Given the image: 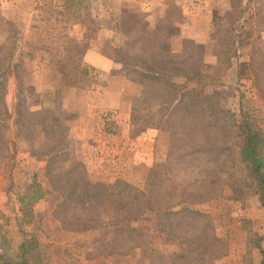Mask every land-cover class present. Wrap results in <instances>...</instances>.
<instances>
[{"label": "rangeland", "instance_id": "1", "mask_svg": "<svg viewBox=\"0 0 264 264\" xmlns=\"http://www.w3.org/2000/svg\"><path fill=\"white\" fill-rule=\"evenodd\" d=\"M35 2L45 17L30 28H24L23 21L17 24L0 13V63L9 57L0 70V75L5 76L4 88H0L4 105L0 103V140L9 142L10 147L9 151L0 149V251L16 255L27 239L38 244L29 253L33 264H176L168 255L182 253L184 249L179 243L167 240L152 210L132 223L147 232L148 249L136 247L125 254L95 256L96 262H87L88 258L98 255L101 243L110 240L112 233L90 230L79 236L63 229L54 215L61 197L51 188L47 165L49 157L54 155L53 168L57 171L68 170L81 162L93 181L113 182L122 178L140 186L153 175L152 168L166 171L173 135L156 127L161 122L160 116L154 113L160 107L156 106V100L148 99L149 94L160 93L154 84L144 86L134 81L126 86L120 80L112 83L127 91L126 100L129 98L131 103L127 114L113 108L92 115L88 110L90 97L80 94L72 103L71 93L75 88L83 92L94 83L101 89L111 84L110 76L98 78V70L84 63L82 51L92 40L110 57L117 55L115 50L122 47L137 57L144 46L154 44L159 36L161 48L167 54L186 56L192 51L189 39L182 40V51L175 49V40L184 22L182 6L171 2L166 12L151 16L139 2L132 0ZM228 5L233 8L216 15L212 37L206 44L199 43L203 46L199 51L204 53V62L215 64L218 53L229 46L234 54L231 67L221 80L204 84L198 91L217 93L222 106L237 116L238 125L231 138L235 142L242 106L254 113L257 123L264 126V97L257 84L259 81L264 85V0H228ZM236 18L238 21L234 24ZM184 46L188 48L186 53ZM37 61L42 66L38 67ZM117 72L126 76L123 64L112 70V74ZM171 78L184 88L196 85L187 78ZM119 116L126 119V132L134 138L149 132L150 128L159 129L149 144L136 140L133 145L145 148V158L135 157L136 150L133 153L126 150L121 158L105 151L103 156L107 158L101 165L91 166L76 156L75 149L81 143L79 136L85 132L81 124L95 122L101 128L100 134H114L121 131ZM230 123L233 128L232 119ZM93 149L101 155L99 148ZM34 180L46 194L32 205L27 204L26 197L23 203L21 197L26 196L28 185ZM153 181L156 191H166L180 180L161 175ZM222 182L219 195L195 206L211 216L216 233L228 249L227 255L209 264H260L263 256L254 247V241L264 244V212L256 183L248 176L237 153L231 171L222 174ZM74 207L80 215L110 210L89 198L75 202Z\"/></svg>", "mask_w": 264, "mask_h": 264}, {"label": "trees", "instance_id": "2", "mask_svg": "<svg viewBox=\"0 0 264 264\" xmlns=\"http://www.w3.org/2000/svg\"><path fill=\"white\" fill-rule=\"evenodd\" d=\"M237 21L236 18L234 24ZM155 40L154 44L143 47L140 56L133 57L127 48L122 47L115 50L117 55H112V58L123 64L130 80L139 81L144 86L154 84L160 91L158 96L149 94L148 99L156 100V106L160 107L154 113L160 116L161 122L156 127L173 135L166 171L152 168L153 175L150 174L144 186L122 178L113 182L93 181L81 162L74 163L68 170L57 171L53 168L56 156L52 155L48 159L47 176L51 188L61 197L54 215L67 231L101 230L112 233L110 240L102 241L100 250L96 246L99 253L95 257L125 254L136 247L148 249L147 232L132 223L143 219L152 210L159 230L166 234L167 240L179 243L184 249L182 253L168 255L173 262L209 264L227 255L228 249L216 233L211 216L195 206L221 193L222 174L231 171L237 153L248 176L256 183L264 211V126L257 123L254 113L245 111L242 106L239 128L236 129L238 139L233 142L231 138L233 129L238 125L237 116L222 106L217 93L198 91L204 84L221 80L231 67L234 54L229 46L218 53L217 63L210 64L204 62V53L199 51L203 46L192 39L187 40L192 51L186 56L167 54L161 48L159 36ZM187 49L184 46L185 53ZM6 59L9 57L0 63V70ZM253 59L252 55V67ZM171 76L187 78L196 85L184 88ZM4 80L5 76L0 75L1 89L4 88ZM257 84L264 97V85L259 81ZM0 103L4 106L1 96ZM8 143L0 140V149L9 151ZM161 175L177 177L180 181L166 191H156L153 178ZM45 194L42 185L34 180L28 185L26 196L21 197L22 202L26 197L27 204L32 205ZM86 198L106 205L110 210L80 215L74 204ZM37 246V243H29L26 239L16 255L0 251V264H33L29 253ZM254 247L260 250L263 256L260 264H264V247L259 240L254 241Z\"/></svg>", "mask_w": 264, "mask_h": 264}, {"label": "crops", "instance_id": "3", "mask_svg": "<svg viewBox=\"0 0 264 264\" xmlns=\"http://www.w3.org/2000/svg\"><path fill=\"white\" fill-rule=\"evenodd\" d=\"M34 0H0V13L12 22L17 24L23 21L24 28L32 27V24L40 22L41 17H45L42 14L44 11L41 7H38L37 2L33 3ZM139 2L143 8L154 16L156 12H166L171 2H176L182 6L184 22L181 24L180 34H178L175 43V49L177 51H182V40L192 39L197 43L206 44L212 37L214 31V20L216 15L227 12V10L233 7L228 5V0H132ZM26 3H30L26 6ZM109 9V13L111 12ZM39 19V20H37ZM111 31V30H110ZM21 35V33H20ZM180 41V42H179ZM98 44V45H97ZM84 63L88 68H96L98 70V78L110 76L111 84L107 88L101 89L98 83L92 84L87 90L81 92L75 88L72 90V103H75V100L78 98L77 95L85 94L87 97H90V106L88 110L91 111L90 114H98V111L109 110L113 108H120L121 114L126 113L131 110V103L127 99V91L123 88H116L112 83L116 80L124 83L126 86H129L130 83H134L124 76L122 72H117L112 74L114 68H121V63L115 61L112 57L108 56L106 53L101 51L98 42L92 40L87 48L82 51ZM38 67L42 66L40 61L36 62ZM45 64V63H44ZM73 89V88H72ZM77 92V93H76ZM70 94V95H71ZM88 102V101H87ZM89 105V104H88ZM96 111V112H94ZM92 120V119H90ZM120 130L114 134H100L101 128L96 125L95 122H90L84 125H80V128L85 132L80 134L79 139L81 143H78L77 149H75L76 156L85 160L86 163H90L91 166H100V162L104 160L107 156H103L104 152H112V156L119 155V158L122 157V154L129 150H132V153L136 150L135 157L139 156L142 158V155L145 154V148L136 147L133 145L136 144V140L139 142H147L148 144L153 140V136L159 134V129L150 128L149 132H143L141 136H131L128 131L126 132L127 122L126 119H122L119 116ZM78 128V127H77ZM76 129V127H75ZM85 141H88L85 143ZM139 142L137 144H139ZM93 148H99L101 150V155L94 153ZM143 158L144 155H143ZM132 160V159H131ZM129 161H126L128 163ZM41 200V199H40ZM264 212V211H263ZM68 234H79L83 236L86 232H69ZM264 247V244H261ZM255 249V248H254ZM259 250V249H258ZM260 251V250H259ZM97 258H88L87 262L94 263Z\"/></svg>", "mask_w": 264, "mask_h": 264}]
</instances>
